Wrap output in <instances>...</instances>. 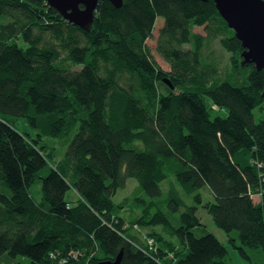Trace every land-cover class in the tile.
<instances>
[{"label": "trees", "instance_id": "16d2710c", "mask_svg": "<svg viewBox=\"0 0 264 264\" xmlns=\"http://www.w3.org/2000/svg\"><path fill=\"white\" fill-rule=\"evenodd\" d=\"M95 11L88 33L43 0H0V257L97 264L122 252L121 264H233L213 234H194L200 207L240 256L264 255V117L253 114L264 110V69L245 65V81L231 84L201 64L219 38L240 67L241 44L211 0H123L119 9L99 0ZM158 18L155 50L169 71L146 46ZM200 27L206 35L193 32ZM123 75L132 83L122 86ZM9 118L24 119L34 138ZM44 137L69 141L56 165Z\"/></svg>", "mask_w": 264, "mask_h": 264}, {"label": "rangeland", "instance_id": "374dc122", "mask_svg": "<svg viewBox=\"0 0 264 264\" xmlns=\"http://www.w3.org/2000/svg\"><path fill=\"white\" fill-rule=\"evenodd\" d=\"M162 25H163L162 19L158 18L152 30V37L146 41V46L149 48V52H150V55L153 61L163 71H169V65L160 58V56L157 54V51L155 50L157 37H158L159 30L161 29ZM193 32L198 33L203 36L206 35L203 27L193 28ZM43 38L44 40H49L50 34L44 33ZM183 49H190V45H184ZM231 56L232 55L229 52H227L225 49L221 47L219 43V38H217V39L210 40V42L206 43V46L202 50L200 61H201V64L203 63V65L205 66L214 67V69L217 72V77L220 80L226 79L231 84H235L237 82L241 83L243 80L245 81V78L248 75L251 67H244V68L239 67V69L233 70L232 64H231ZM59 64H62V66L69 65V62L65 58L64 52L61 53V61ZM72 69L78 70L79 67L73 66ZM119 83L122 86H126L127 83H132V81L129 79L128 75H123L120 77ZM162 92H165V89H163ZM153 106L155 107V104ZM212 108L215 109L214 114L216 115L223 117V116H226L227 114V111L224 109L218 110L214 105H212ZM253 114H254L255 121L258 122L261 118L264 117V110L260 111L259 109H255L253 111ZM9 121L12 123L13 127H15L18 130V132H20L21 134H24L25 136L31 137V138H34V136L36 135L35 130H33L24 119L9 118ZM62 141L66 142V144H64ZM43 143L46 144L47 146L45 150V154L51 153L52 154L51 162L54 165H56L57 162L61 160V158L63 157L67 149V146L69 144V141L58 139V138L44 137ZM134 181L135 180H132V179L128 180L126 184V188L123 191L119 192L116 198H114L116 202H118L121 198L125 197L126 195L130 193V191L135 185L136 181L135 182ZM40 186H41L40 183H36L33 186H31V188L29 189V193L35 202H38L40 198V193H39ZM201 193H203L204 202H207L210 200L212 201V198L208 196L206 192L201 191ZM69 197L73 199L75 198V194L69 191L67 194V198L69 199ZM253 200L254 202H257L258 198L253 197ZM190 201L191 202H188L189 204L192 203L191 199ZM121 216L124 217L126 221L129 218V216H127V212L121 213ZM196 216L199 218L201 224L203 225V228L193 229L194 234L197 237L203 236L205 233L213 234L223 245L227 247L228 258L233 264H250L251 262L261 264L264 262V255L258 249L253 250V249L245 248V251L250 258V261L240 256L237 250L232 249L230 247V245L227 242V238L225 234L213 224L210 216L201 207L198 208L196 212ZM148 232L149 231L146 229H143L139 232L141 237L143 236L142 238L143 241L145 240V237H147ZM4 256L5 257L3 256L0 257V264H16V263L29 264V259L26 257L19 256V257L11 258L10 256H8V254Z\"/></svg>", "mask_w": 264, "mask_h": 264}, {"label": "water", "instance_id": "95a60500", "mask_svg": "<svg viewBox=\"0 0 264 264\" xmlns=\"http://www.w3.org/2000/svg\"><path fill=\"white\" fill-rule=\"evenodd\" d=\"M55 9L62 18L79 27L85 32H90L93 27L95 10L99 0H43ZM114 8L119 9L123 0H107ZM208 2L209 0H200ZM215 9L233 31L242 47L240 53V67L252 65L257 71L264 69V0H211ZM163 83L171 89L172 84L167 78ZM264 98V86L261 92ZM122 252L112 261H101L97 264H121Z\"/></svg>", "mask_w": 264, "mask_h": 264}, {"label": "built area", "instance_id": "2783aa9c", "mask_svg": "<svg viewBox=\"0 0 264 264\" xmlns=\"http://www.w3.org/2000/svg\"><path fill=\"white\" fill-rule=\"evenodd\" d=\"M147 244H148V246H153L154 245L153 240L152 239H148L147 240ZM73 257H75V255H73ZM61 263L64 264L65 260H62Z\"/></svg>", "mask_w": 264, "mask_h": 264}, {"label": "bare ground", "instance_id": "6f19581e", "mask_svg": "<svg viewBox=\"0 0 264 264\" xmlns=\"http://www.w3.org/2000/svg\"><path fill=\"white\" fill-rule=\"evenodd\" d=\"M78 67L80 68V66H78ZM51 257L54 258V257L52 256V254H51Z\"/></svg>", "mask_w": 264, "mask_h": 264}]
</instances>
